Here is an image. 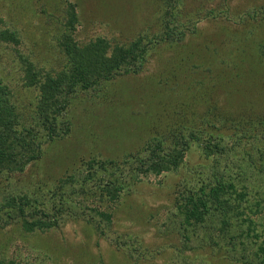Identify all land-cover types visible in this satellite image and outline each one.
<instances>
[{"label": "rangeland", "instance_id": "374dc122", "mask_svg": "<svg viewBox=\"0 0 264 264\" xmlns=\"http://www.w3.org/2000/svg\"><path fill=\"white\" fill-rule=\"evenodd\" d=\"M71 1L77 4V39L106 37L127 44L143 37L150 55L138 71L76 95L72 134L47 143L42 159L11 178L15 192L31 191L46 200L41 190L47 195L83 159L123 160L128 153L142 151V144L156 134L172 139L179 129L205 128L206 117L231 141L229 134L235 131L229 126L231 119L244 116L241 125L249 129L254 118L264 115V100L259 97L264 96V79L260 80L264 64H259L264 55V20L252 16L264 0H182V14L172 25L184 35L168 39L162 35L166 30L162 19L174 9L169 0ZM65 4L66 0H0V76L26 105L32 106L37 95L27 83L30 60L37 61V68L60 69L62 56L54 46L58 32L54 36L56 24L49 15L56 12L64 18ZM11 32L13 37L8 36ZM157 33L159 40L149 43ZM262 143L263 139L252 141L254 151ZM205 161L194 144L179 170L142 178L138 173L135 181H127L128 188L111 202L114 215L105 236L86 227L85 218L70 217L60 228L46 232H27L15 223L0 229V250L15 264H124L125 256L143 251L142 242L149 250L140 264H178L185 254L196 264L206 254L215 259L208 247L178 250L183 230L176 195L197 183L194 172ZM133 165L116 171L128 172ZM71 183L68 189L74 186ZM131 236L138 243H130ZM118 237L127 238L132 247L124 244V250L118 249ZM38 252L41 261L35 256ZM2 262L6 264V258L1 256Z\"/></svg>", "mask_w": 264, "mask_h": 264}, {"label": "trees", "instance_id": "16d2710c", "mask_svg": "<svg viewBox=\"0 0 264 264\" xmlns=\"http://www.w3.org/2000/svg\"><path fill=\"white\" fill-rule=\"evenodd\" d=\"M169 2L174 4V9L166 12V18L163 15L166 30L162 35L165 39L181 38L184 31H178L172 24L182 14L183 1ZM76 6L66 0L64 18L56 12L49 15L56 24L54 36L58 32L54 46L63 61L56 70L58 67L37 68V61L30 60L27 83L37 91L32 106L20 102L12 87L0 76V182H5L4 186L0 185V229L18 223L27 232H46L60 228L74 217L85 218L86 227L92 226L105 236L109 232L106 226L114 215L111 202L128 188L127 181H135L138 173L142 178L149 173L179 170L187 152L196 144L206 161L194 172L197 183L179 189L176 195L184 232L181 230L179 252L208 247L212 255L216 254L215 259L207 258L206 254L199 264H264V115L254 118V126L249 129L241 125L244 116L231 119L229 126L235 130L234 134H229L231 141L226 140L225 134H219L213 121L206 117L205 128L179 129L172 139L156 134L142 144V151L128 153L123 160L83 159L73 174L62 178L47 195L41 190L46 200L34 192H15L11 188V178L42 159L47 143L72 134L71 110L78 93L117 75L138 71L150 55V46L143 37L127 44L112 42L106 37L80 41L75 34L79 24ZM261 6L259 13L254 11L256 14L252 16L264 20V3ZM41 11L45 13L47 9ZM14 34L11 32L8 36ZM159 34H154L149 43L159 40ZM261 56L259 64H264V55ZM208 73L207 70L206 75ZM259 97L264 100V96ZM258 126L262 129L258 130ZM240 133L242 136L237 135ZM257 139H263V143L254 151L251 144ZM130 162L134 164L130 171H121L118 175L116 170ZM70 180L74 186L68 189ZM133 239L131 236L130 243H138V238ZM115 242L120 250H124L125 245L130 246L127 238L118 237ZM140 246L139 250L143 251L139 255L125 256L124 264H132V258L135 264H140V260L146 258L143 254L146 255L149 248L142 242ZM0 253L6 258V264H15L5 252L0 250ZM35 256L40 260L41 252ZM182 257L178 264H196L192 256Z\"/></svg>", "mask_w": 264, "mask_h": 264}]
</instances>
